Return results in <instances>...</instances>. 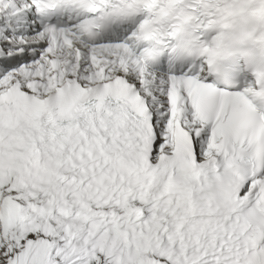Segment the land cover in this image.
I'll return each mask as SVG.
<instances>
[{"label":"snow or ice","instance_id":"6c2138e0","mask_svg":"<svg viewBox=\"0 0 264 264\" xmlns=\"http://www.w3.org/2000/svg\"><path fill=\"white\" fill-rule=\"evenodd\" d=\"M0 264H264V0H0Z\"/></svg>","mask_w":264,"mask_h":264}]
</instances>
